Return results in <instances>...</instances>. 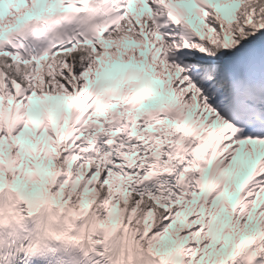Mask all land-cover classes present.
Returning <instances> with one entry per match:
<instances>
[{
    "label": "snow or ice",
    "instance_id": "1",
    "mask_svg": "<svg viewBox=\"0 0 264 264\" xmlns=\"http://www.w3.org/2000/svg\"><path fill=\"white\" fill-rule=\"evenodd\" d=\"M0 264H264V0H0Z\"/></svg>",
    "mask_w": 264,
    "mask_h": 264
}]
</instances>
